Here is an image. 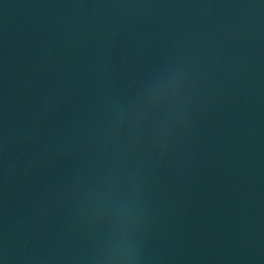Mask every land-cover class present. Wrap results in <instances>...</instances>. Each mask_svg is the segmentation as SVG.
Returning a JSON list of instances; mask_svg holds the SVG:
<instances>
[{"label": "water", "instance_id": "1", "mask_svg": "<svg viewBox=\"0 0 264 264\" xmlns=\"http://www.w3.org/2000/svg\"><path fill=\"white\" fill-rule=\"evenodd\" d=\"M0 264H264V0H0Z\"/></svg>", "mask_w": 264, "mask_h": 264}]
</instances>
